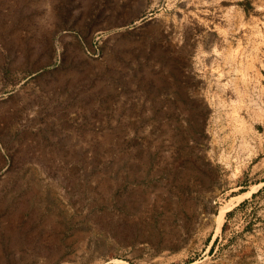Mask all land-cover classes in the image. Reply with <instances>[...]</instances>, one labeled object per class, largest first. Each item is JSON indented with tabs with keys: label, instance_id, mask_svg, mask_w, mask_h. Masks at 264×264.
Returning a JSON list of instances; mask_svg holds the SVG:
<instances>
[{
	"label": "rangeland",
	"instance_id": "obj_1",
	"mask_svg": "<svg viewBox=\"0 0 264 264\" xmlns=\"http://www.w3.org/2000/svg\"><path fill=\"white\" fill-rule=\"evenodd\" d=\"M0 264H264V0H0Z\"/></svg>",
	"mask_w": 264,
	"mask_h": 264
},
{
	"label": "bare ground",
	"instance_id": "obj_2",
	"mask_svg": "<svg viewBox=\"0 0 264 264\" xmlns=\"http://www.w3.org/2000/svg\"><path fill=\"white\" fill-rule=\"evenodd\" d=\"M239 198H241V197H239ZM228 207H231L230 206V202H228L226 205H223L221 207L220 213H219V215L216 218L217 219V230H219L221 228V226H222V223H223V220H224V216H225V213H226Z\"/></svg>",
	"mask_w": 264,
	"mask_h": 264
},
{
	"label": "trees",
	"instance_id": "obj_3",
	"mask_svg": "<svg viewBox=\"0 0 264 264\" xmlns=\"http://www.w3.org/2000/svg\"><path fill=\"white\" fill-rule=\"evenodd\" d=\"M254 195H256V194H254ZM245 202H246V201H245ZM245 202H244V203H245ZM244 203H243V204H244ZM212 249H213V247H212Z\"/></svg>",
	"mask_w": 264,
	"mask_h": 264
}]
</instances>
